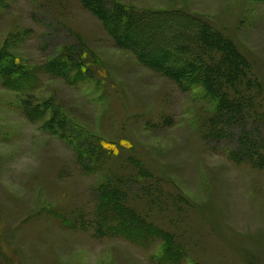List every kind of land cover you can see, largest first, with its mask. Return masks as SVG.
I'll list each match as a JSON object with an SVG mask.
<instances>
[{
    "label": "rangeland",
    "instance_id": "1",
    "mask_svg": "<svg viewBox=\"0 0 264 264\" xmlns=\"http://www.w3.org/2000/svg\"><path fill=\"white\" fill-rule=\"evenodd\" d=\"M111 5L131 15L120 39ZM188 15L247 61L191 45L219 66L225 111L250 116L233 138L209 137L218 99L139 39L159 24L170 42ZM0 67V264H264V0H0ZM105 186L118 230L97 219L117 211Z\"/></svg>",
    "mask_w": 264,
    "mask_h": 264
},
{
    "label": "trees",
    "instance_id": "2",
    "mask_svg": "<svg viewBox=\"0 0 264 264\" xmlns=\"http://www.w3.org/2000/svg\"><path fill=\"white\" fill-rule=\"evenodd\" d=\"M112 7L113 8L110 11H106L107 18L112 19V22L111 20H109V29L114 34V36L120 39L113 25L118 26L119 29H123L124 33L126 29L130 28L129 26L131 25V15H128L127 17L124 16V14L118 15V7ZM126 10L129 11L128 9ZM184 18V22L178 27L179 31H175L180 34V37L177 38L174 35L170 42L167 39H165V41L163 42L156 39L155 32L160 29L159 24L158 26H150L149 28H146L150 23H145V28L147 30L143 27L142 34L139 35V39L141 38V40L146 42L145 48L143 46L142 49L144 48V50H146L148 44V46L150 47L149 51L154 52L153 54L157 56V60L163 57H169V61L166 60L167 62L165 61V63L158 61V64L155 63V65L159 66V72H162L164 75L173 77L172 79L175 78L174 80L180 87L188 88L192 84H195L196 86L199 85L201 88H204L206 92H209L214 99H218V103L220 102L219 106L216 107V110L211 118V121L213 123L212 125H216V127L214 129H210L211 134L209 137H211L213 141H220L225 136L233 138L235 135H237L234 128L236 126H244V124L246 125V121L250 116H247L246 114H240L235 111H231L230 113L228 111H225L224 104L228 102V96L225 92H221V85L218 84L217 77L220 73L218 71L219 66L211 63L210 61H207L206 59H202L200 55L196 56L195 60H191L189 55L195 53V50L192 51L191 45L193 42H198L200 40L204 43L205 46H210L211 48L221 50L223 53H226L228 56H230V59L234 57L237 61H234L233 63L238 64L239 67L246 66L247 61L236 51L235 47L232 45L229 39L225 38V36L220 32L213 30L209 24L199 22L195 19V16L191 15L185 16ZM165 20L162 21V24ZM193 20L197 21V24L195 26H193ZM173 23V20L168 21V26L171 28V30L176 27ZM156 24L157 23L153 25ZM168 26L167 28H165L166 30H168ZM187 41L190 42L188 43ZM153 45L155 48H152ZM207 51L208 50L206 49H202L200 54H205V52ZM4 61L6 64L4 63L5 66L2 65V68L4 71L6 69V72H1L4 76H11L20 80L23 78V76H25L24 73L26 71L21 70L22 67L19 65V63H17L15 57L9 55L4 59ZM66 64L68 65L69 63L66 62ZM222 64L223 63L221 62L220 65L223 66ZM2 68L0 67V70ZM19 87L20 85H13V88L16 90L19 89ZM33 111L36 112L35 110ZM226 127H228L227 134L224 133V129H226ZM241 147L242 144H239V148ZM105 187L101 188V192L99 195L101 206H104L106 210H112V208H114L117 209V211H110V214L104 211V213L97 219L102 221L110 215V218L107 221H109L111 227L115 230L129 225L128 222L121 223L118 220L126 216L124 214L127 213V207L120 201V199L118 200L117 198L120 194V191L114 189L115 192H113V190H109L107 187ZM136 219L138 220L137 216ZM139 223L141 222L139 221ZM144 224L148 226L145 222ZM148 227H150V229L147 230V233L146 235H144V237H150L152 235L151 229L153 227ZM127 230L131 232L133 231L130 227H128ZM134 236L138 237L139 234L135 232Z\"/></svg>",
    "mask_w": 264,
    "mask_h": 264
}]
</instances>
